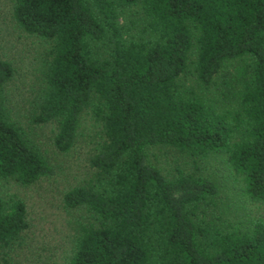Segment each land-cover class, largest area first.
<instances>
[{
    "label": "trees",
    "instance_id": "trees-1",
    "mask_svg": "<svg viewBox=\"0 0 264 264\" xmlns=\"http://www.w3.org/2000/svg\"><path fill=\"white\" fill-rule=\"evenodd\" d=\"M12 16L50 44L31 121L55 123L58 151L83 110L100 121L94 177L62 196L88 213L69 264H264V221L240 217L264 200V0H13ZM11 75L0 57V178L29 184L54 170L9 115ZM215 154L242 199L200 168ZM27 225L22 199L0 196V247Z\"/></svg>",
    "mask_w": 264,
    "mask_h": 264
},
{
    "label": "rangeland",
    "instance_id": "rangeland-1",
    "mask_svg": "<svg viewBox=\"0 0 264 264\" xmlns=\"http://www.w3.org/2000/svg\"><path fill=\"white\" fill-rule=\"evenodd\" d=\"M12 6L13 0H0V57L12 67V75L5 85V105L11 118L21 125L25 136L54 171L29 184L0 178V196L21 198L28 222L10 246H2L0 251L10 264H69L78 224L86 221L88 213L84 207H66L62 196L73 185L86 184L94 177V168L88 159L102 133L100 121L91 109L83 110L75 141L67 151H58L53 146V121H31L35 109L33 101L44 82L43 63L50 56V44L21 29L12 16ZM148 158L165 168L184 170L189 165L194 169L186 158L172 154L165 146L151 147ZM200 162V168L209 171L217 183H223L221 191L227 195L233 193L232 198L237 199L238 185L233 182L222 155L215 154ZM240 203V217L264 221V200Z\"/></svg>",
    "mask_w": 264,
    "mask_h": 264
}]
</instances>
